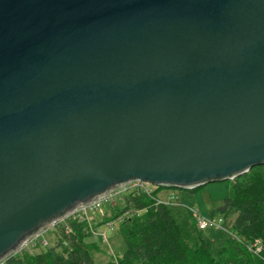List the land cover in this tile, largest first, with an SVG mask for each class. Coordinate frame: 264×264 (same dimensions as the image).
Segmentation results:
<instances>
[{
	"label": "water",
	"instance_id": "obj_1",
	"mask_svg": "<svg viewBox=\"0 0 264 264\" xmlns=\"http://www.w3.org/2000/svg\"><path fill=\"white\" fill-rule=\"evenodd\" d=\"M264 165V0H0V261L125 185Z\"/></svg>",
	"mask_w": 264,
	"mask_h": 264
},
{
	"label": "trees",
	"instance_id": "obj_2",
	"mask_svg": "<svg viewBox=\"0 0 264 264\" xmlns=\"http://www.w3.org/2000/svg\"><path fill=\"white\" fill-rule=\"evenodd\" d=\"M228 183V197L212 212L234 216L233 236L224 237L221 246L208 241L194 221L160 203L158 188L126 196L119 212L134 213L120 225L125 249L105 264H264V165ZM86 230L85 222L70 221L55 246L39 253L24 251L6 264H95L97 246L87 241ZM257 242L261 253L254 251Z\"/></svg>",
	"mask_w": 264,
	"mask_h": 264
},
{
	"label": "rangeland",
	"instance_id": "obj_3",
	"mask_svg": "<svg viewBox=\"0 0 264 264\" xmlns=\"http://www.w3.org/2000/svg\"><path fill=\"white\" fill-rule=\"evenodd\" d=\"M228 182L219 183L209 187L197 189L193 193L189 191L165 189L158 190L157 199L160 203H164L175 211H179L186 216L191 224L195 223V218L191 209L196 208L200 215L205 218H211L212 212L220 207L224 200L228 197ZM150 191L157 190L156 186L148 184ZM127 187L118 188L111 192L109 197L101 203L88 204L80 207V209L71 213L66 219H60V222L43 228L37 236L30 239L25 248L14 254L20 257L24 251L39 253L45 251L49 247H53L58 242L60 232L63 227L70 221L85 222L86 232L88 233L87 241L94 243L97 247L94 251L95 264H105L109 260H116L117 255H121L125 249L124 241L119 233L120 225L124 215L119 209L125 208V198L129 195ZM221 215H215L218 217ZM224 221L222 230L205 231V236L213 245L221 246L224 237L229 236L231 227L234 222V216L223 215ZM231 236V235H230ZM46 242L48 243L45 246ZM2 264V263H0ZM5 264V263H3Z\"/></svg>",
	"mask_w": 264,
	"mask_h": 264
},
{
	"label": "built area",
	"instance_id": "obj_4",
	"mask_svg": "<svg viewBox=\"0 0 264 264\" xmlns=\"http://www.w3.org/2000/svg\"><path fill=\"white\" fill-rule=\"evenodd\" d=\"M147 186H148V184H145V183L139 181V182H136V183H131V184L125 185V186H123V187H127V189H130V190L128 191L129 194H132V193H135V192H143V193L149 194V193H151L152 191H150V189H148ZM121 188H122V187H121ZM109 195H110V194H109ZM109 195H107V196L104 197V198H101V199H98V200H96V201H93L92 203H93V204L101 203L104 199H106L107 197H109ZM89 204H91V203H89ZM87 205H88V204H87ZM85 206H86V205H85ZM81 207H83V206H81ZM77 209L79 210L80 207L77 208ZM77 209H75V210L72 211L71 213L75 212ZM191 212H192L193 215H194L195 223H196V226H197V228H198L199 230H201V231H208V230H222V229H224V227H223V223H224V221H223V219H222V216H218V217L212 216L211 218H205V217H203L202 215L199 214V212H198V210H197L196 208L191 209ZM71 213L67 214L65 217H63V218H61V219H62V220H63L64 218L66 219V217L69 216ZM132 213H134V211L127 212L126 215H124L123 220H124V219H127L129 216H131ZM65 219H64V220H65ZM58 222H60V220L55 221L54 223L50 224L49 226H52V225H54V224H56V223H58ZM46 227H48V226H46ZM44 228H45V227H44ZM37 234H38V233H37ZM37 234H36L35 236H37ZM229 234L232 235L230 232H229ZM35 236H33L31 239H33ZM232 236H233V235H232ZM29 240H30V239H29ZM29 240H28V241H29ZM28 241H27V242H28ZM27 242H26V243H27ZM26 243H25V244H26ZM25 244L23 245V247L21 248V250H19L18 252L22 251V250L25 248ZM47 245H48V243L46 242L45 246H47ZM254 251H255V253H261V251H262V247H261V245H260L258 242L254 245ZM18 252H15V253L9 255V256L6 257L5 259L1 260L0 263H2V264L5 263V264H6L7 260H8L11 256H13L14 254H16V253H18Z\"/></svg>",
	"mask_w": 264,
	"mask_h": 264
}]
</instances>
